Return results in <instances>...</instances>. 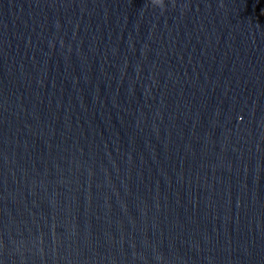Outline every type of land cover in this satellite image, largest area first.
<instances>
[{"label": "water", "instance_id": "water-1", "mask_svg": "<svg viewBox=\"0 0 264 264\" xmlns=\"http://www.w3.org/2000/svg\"><path fill=\"white\" fill-rule=\"evenodd\" d=\"M0 264H264V0H0Z\"/></svg>", "mask_w": 264, "mask_h": 264}]
</instances>
